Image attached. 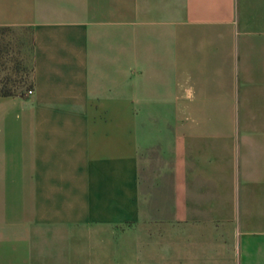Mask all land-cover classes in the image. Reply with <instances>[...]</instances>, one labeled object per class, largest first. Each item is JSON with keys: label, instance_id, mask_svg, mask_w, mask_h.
I'll return each instance as SVG.
<instances>
[{"label": "crops", "instance_id": "crops-1", "mask_svg": "<svg viewBox=\"0 0 264 264\" xmlns=\"http://www.w3.org/2000/svg\"><path fill=\"white\" fill-rule=\"evenodd\" d=\"M0 29V264H264V0H0Z\"/></svg>", "mask_w": 264, "mask_h": 264}, {"label": "rangeland", "instance_id": "rangeland-1", "mask_svg": "<svg viewBox=\"0 0 264 264\" xmlns=\"http://www.w3.org/2000/svg\"><path fill=\"white\" fill-rule=\"evenodd\" d=\"M3 32H4V35H2L3 34ZM8 33H10V31H3L2 30V32H1V37H0V41H1V44L3 43V44H7V42H6V40L7 39H5V37L4 36H6V34H8ZM10 42V41H9ZM1 70V69H0ZM5 78V76L2 74V72L0 71V83L3 81V79ZM16 80H21L19 77H17L16 78Z\"/></svg>", "mask_w": 264, "mask_h": 264}, {"label": "trees", "instance_id": "trees-1", "mask_svg": "<svg viewBox=\"0 0 264 264\" xmlns=\"http://www.w3.org/2000/svg\"><path fill=\"white\" fill-rule=\"evenodd\" d=\"M2 30H4V29H0V31H2ZM0 93L3 94V95H7V94H9L10 92H9V90H6V89H3V88H2V89L0 90Z\"/></svg>", "mask_w": 264, "mask_h": 264}, {"label": "built area", "instance_id": "built-area-1", "mask_svg": "<svg viewBox=\"0 0 264 264\" xmlns=\"http://www.w3.org/2000/svg\"><path fill=\"white\" fill-rule=\"evenodd\" d=\"M32 88H28V89H26V94H30V93H32Z\"/></svg>", "mask_w": 264, "mask_h": 264}]
</instances>
